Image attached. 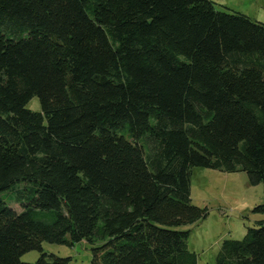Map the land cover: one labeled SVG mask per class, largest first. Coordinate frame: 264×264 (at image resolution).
<instances>
[{
	"label": "trees",
	"instance_id": "obj_1",
	"mask_svg": "<svg viewBox=\"0 0 264 264\" xmlns=\"http://www.w3.org/2000/svg\"><path fill=\"white\" fill-rule=\"evenodd\" d=\"M192 167L264 189L263 22L211 0H0V264H67L41 243L83 240L92 264H197ZM214 261L264 264V220Z\"/></svg>",
	"mask_w": 264,
	"mask_h": 264
},
{
	"label": "rangeland",
	"instance_id": "obj_2",
	"mask_svg": "<svg viewBox=\"0 0 264 264\" xmlns=\"http://www.w3.org/2000/svg\"><path fill=\"white\" fill-rule=\"evenodd\" d=\"M217 9L224 7L241 12L252 20L264 23V0H211ZM26 108L40 112L38 97L27 102ZM190 200L206 208L207 216L188 229V249L196 252L197 264H214L215 256L224 239H241L248 227L264 220V213L253 211L256 205L264 204V189L261 183L249 185L244 171L223 172L206 167H192L190 174ZM10 205L20 211L15 202ZM181 228V229H182ZM47 254L69 258L67 264H92L91 245L85 240L71 246L42 242ZM38 250L22 254L21 261L34 263L39 258Z\"/></svg>",
	"mask_w": 264,
	"mask_h": 264
}]
</instances>
